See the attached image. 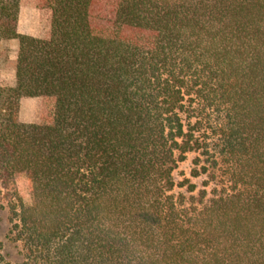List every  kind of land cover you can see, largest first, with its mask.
Segmentation results:
<instances>
[{
  "label": "trees",
  "instance_id": "16d2710c",
  "mask_svg": "<svg viewBox=\"0 0 264 264\" xmlns=\"http://www.w3.org/2000/svg\"><path fill=\"white\" fill-rule=\"evenodd\" d=\"M22 2L0 0V202L22 243L0 264H264V0H38L43 38ZM34 97L46 116L22 122ZM189 154L201 187L175 177Z\"/></svg>",
  "mask_w": 264,
  "mask_h": 264
},
{
  "label": "rangeland",
  "instance_id": "374dc122",
  "mask_svg": "<svg viewBox=\"0 0 264 264\" xmlns=\"http://www.w3.org/2000/svg\"><path fill=\"white\" fill-rule=\"evenodd\" d=\"M38 0H23L19 31L23 34L32 35L35 37H45L49 31L50 12L46 9L38 7ZM4 52L0 53V85L15 86V60L17 58L18 42L9 41L5 45ZM7 53V57L3 56ZM46 103L43 98H23L20 103V120L25 123H39L46 116ZM195 154H189L187 160L182 163L175 172L177 181L181 182L185 179H190L199 187L202 186L203 177L194 179L191 177L192 162ZM180 190L181 189H177ZM8 209L6 205L0 202V244L1 251L5 258L11 262L22 260L20 251L22 243L14 242L9 234Z\"/></svg>",
  "mask_w": 264,
  "mask_h": 264
}]
</instances>
